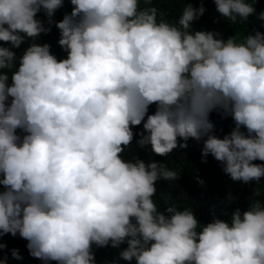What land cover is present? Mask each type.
<instances>
[{
	"label": "clouds",
	"instance_id": "9594fccd",
	"mask_svg": "<svg viewBox=\"0 0 264 264\" xmlns=\"http://www.w3.org/2000/svg\"><path fill=\"white\" fill-rule=\"evenodd\" d=\"M69 2L71 14L55 25L66 59L33 43L8 86L2 70L16 57L0 46V237L19 234L33 258L57 264H93V244L125 241L120 257L136 264H264L259 201L236 210L230 223L214 219L198 232L190 209L166 215L152 200L155 182L175 181L176 170L121 157L132 127L144 121L147 135L137 143L155 155L170 154L178 138L183 149L190 138L206 137L202 157L223 163L231 180L264 177V164L253 163L264 161V34L238 42L189 33L202 5L184 7L178 28L158 22L157 9H141L140 0ZM213 2L233 23L254 12L246 0ZM62 4L0 0V42L19 48L25 37L46 34L37 13L51 24ZM213 111L235 123L222 139L212 134Z\"/></svg>",
	"mask_w": 264,
	"mask_h": 264
},
{
	"label": "trees",
	"instance_id": "16d2710c",
	"mask_svg": "<svg viewBox=\"0 0 264 264\" xmlns=\"http://www.w3.org/2000/svg\"><path fill=\"white\" fill-rule=\"evenodd\" d=\"M254 8L253 14L246 19L241 20L237 17L235 23L219 14L213 0H151L150 3H144L140 0L139 7L141 9L154 7L157 9V21L161 19L179 28L178 18L182 9L189 4L193 8L201 5L205 9L199 19H195L188 29L189 33L194 32H212L215 39L227 41L230 38H236L238 42H242L249 35H255L259 32L264 34V20L260 19V15L264 13V0H246ZM73 6L69 0H63L62 7L58 8L51 17L52 23L49 24L48 17L41 10L37 13L35 19L41 21L43 26L50 29L46 34L41 33L34 40L25 37L24 42L19 48H13L10 43L0 42V46L9 48L16 59L9 69L2 71L8 75V86H11V75L19 66V59L24 51L33 43L43 46H50V54L54 55L57 61L67 58V51L62 49L58 41L60 39L59 29L55 27L66 14H71ZM11 98H9L10 103ZM156 105L152 104L148 107L147 115L154 114ZM209 121L213 124V132L217 138H223L235 127V123L231 116L222 117L216 111L209 114ZM141 125L132 127L133 140L124 148L121 157L126 162L143 161L146 165L150 162L166 164L170 169L179 173L175 181H165L159 179L155 182L156 192L152 197L158 212H165L168 208H176L183 211L188 208L192 211L198 221L197 231L214 219L224 222H231L232 214L239 210L241 213L247 211L254 201H259L264 206V177L259 181H250L244 183L242 181H233L223 171L224 164L216 161L210 154L202 157L203 138L200 141L189 139L186 141L187 147L180 148V143H185L178 138V146L167 156H158L151 151L150 145L141 147L137 141L141 138L140 134L147 135ZM241 131L247 135V130L243 127ZM16 134L21 138L25 133L17 129ZM202 160L206 162H202ZM254 164H264V161H253ZM0 175V179H2ZM203 181V184L198 183ZM0 186V191H4ZM256 193H259L256 195ZM133 223L135 221L133 220ZM27 241L22 239L19 234L13 237L11 234H5L0 237V244L4 247L0 249V264H57L56 261H42L33 258L26 247ZM127 248V242L113 248L110 246L98 247L92 245V254L94 255L93 264H136L135 259L131 261L123 260L120 252ZM16 252L19 258L13 256Z\"/></svg>",
	"mask_w": 264,
	"mask_h": 264
}]
</instances>
